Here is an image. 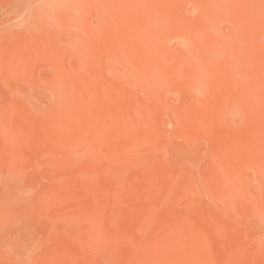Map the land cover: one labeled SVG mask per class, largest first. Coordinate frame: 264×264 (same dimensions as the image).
<instances>
[{
  "label": "rangeland",
  "instance_id": "1",
  "mask_svg": "<svg viewBox=\"0 0 264 264\" xmlns=\"http://www.w3.org/2000/svg\"><path fill=\"white\" fill-rule=\"evenodd\" d=\"M63 1L0 0V264H264V0Z\"/></svg>",
  "mask_w": 264,
  "mask_h": 264
},
{
  "label": "bare ground",
  "instance_id": "2",
  "mask_svg": "<svg viewBox=\"0 0 264 264\" xmlns=\"http://www.w3.org/2000/svg\"><path fill=\"white\" fill-rule=\"evenodd\" d=\"M68 1H70V0H68ZM67 0L66 1H63L64 2V4L66 3L67 4V2H68ZM59 4V3H58ZM63 4V3H62Z\"/></svg>",
  "mask_w": 264,
  "mask_h": 264
}]
</instances>
